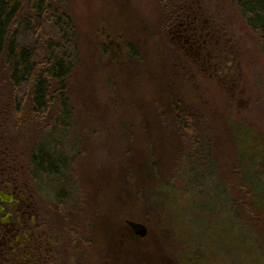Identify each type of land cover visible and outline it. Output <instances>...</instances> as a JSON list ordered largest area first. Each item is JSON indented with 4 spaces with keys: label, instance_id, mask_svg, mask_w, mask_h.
Masks as SVG:
<instances>
[{
    "label": "rangeland",
    "instance_id": "1",
    "mask_svg": "<svg viewBox=\"0 0 264 264\" xmlns=\"http://www.w3.org/2000/svg\"><path fill=\"white\" fill-rule=\"evenodd\" d=\"M199 1L237 40L242 97L231 99L216 80L183 69L179 57L161 56L164 41L158 24L169 1L68 0L78 26L76 67L67 89L74 116L67 138L57 144L64 163L71 165L67 175L74 172L82 189L100 196L113 179L126 181L128 218L142 219L154 239L146 259L189 264L186 256L202 251L197 264H217L220 230L232 238L228 230H237L238 221L253 234L230 242L242 261L256 258L258 263L264 259V235L259 231L264 230V218L255 211L248 189H240L239 155L255 173L264 164V46L246 25L236 0ZM109 41L130 47L131 53L113 55L106 48ZM5 74L0 61V133L5 130L27 157L41 142L49 149V140L42 137L49 131L37 134L31 109L14 105ZM176 105L193 118L195 137L175 123ZM56 106L49 108L50 113ZM230 125L241 132L236 144ZM245 127L256 132L247 133ZM194 166L202 167L209 180L203 185V201L208 209L210 204L214 207V214H202L192 206L193 198L181 194L190 179L178 172ZM210 184L221 195L225 190L230 194L232 218L224 210L226 197L209 195ZM245 202L254 212L246 211ZM137 209L141 214L134 212ZM97 252L100 260L105 251Z\"/></svg>",
    "mask_w": 264,
    "mask_h": 264
},
{
    "label": "flooded vegetation",
    "instance_id": "2",
    "mask_svg": "<svg viewBox=\"0 0 264 264\" xmlns=\"http://www.w3.org/2000/svg\"><path fill=\"white\" fill-rule=\"evenodd\" d=\"M166 3L158 24V36L164 41L161 56L179 57L183 69L216 80L231 99L239 100L243 73L235 37L203 1ZM123 46L115 42L108 48L116 56L129 54ZM7 137L5 130L0 133V264H156L155 259H146L154 239L145 223L128 218L126 181L113 179L111 188L104 186L105 192L98 196L82 189L74 172L67 175L70 164H60L56 176L44 174L32 155L25 156ZM134 212L141 214L139 209ZM139 225L146 228L144 235ZM224 231L218 236L222 242L217 264H264V259L242 261L230 242L239 240L234 236L239 231L228 230L232 238H225ZM97 249L105 251L100 260ZM201 253L196 257L191 253L189 264H197Z\"/></svg>",
    "mask_w": 264,
    "mask_h": 264
},
{
    "label": "trees",
    "instance_id": "3",
    "mask_svg": "<svg viewBox=\"0 0 264 264\" xmlns=\"http://www.w3.org/2000/svg\"><path fill=\"white\" fill-rule=\"evenodd\" d=\"M236 2L246 25L264 46V0H236ZM68 5V0H0V61L6 72L5 83L11 88L10 99L19 109L22 105L31 109L37 134H44V130L49 131V135L42 136L49 140V149L46 150L42 142L36 145L32 161L40 172L55 176L59 173L58 166L64 164V154L63 152L60 154L57 140L67 138L74 116L67 89L68 80L76 67L78 26ZM128 49L130 54V47ZM104 50L106 53V49ZM54 105H57L56 110L50 113L49 108ZM174 114L175 123L187 134L195 137L197 128L192 123L193 118L177 105ZM233 128L230 125L233 141L236 144V140L241 139V132H236ZM245 128L247 133L256 132L248 127ZM262 145L264 147L263 140ZM239 160L240 171H243L240 189L241 191L248 189L255 211L264 218V164H259V172L255 173L248 168V164L243 162L240 155ZM201 161L205 163V160L201 159ZM209 162L211 165L210 159ZM198 163L201 164L200 161ZM202 169V167L190 170L181 168L178 173L190 179L189 184L187 182L183 186L181 194L185 193L184 195L189 196L190 199L193 198L192 206L208 216V212L214 214L215 210L211 204L208 209V204L203 201L205 195L203 185H206V181L209 183V180L203 176ZM210 186L209 195L220 198L223 196L214 185L210 184ZM223 197L227 199L224 202L226 215L231 216L227 205L231 200L227 190ZM243 207L248 213L254 212L246 202ZM234 226L240 233L234 235L235 237L244 238L246 235L244 232L250 230L240 225L238 221H234ZM186 259L189 257L186 256Z\"/></svg>",
    "mask_w": 264,
    "mask_h": 264
},
{
    "label": "water",
    "instance_id": "4",
    "mask_svg": "<svg viewBox=\"0 0 264 264\" xmlns=\"http://www.w3.org/2000/svg\"><path fill=\"white\" fill-rule=\"evenodd\" d=\"M139 229L143 231V232H141V235H144L146 233V228L145 227L139 225Z\"/></svg>",
    "mask_w": 264,
    "mask_h": 264
}]
</instances>
